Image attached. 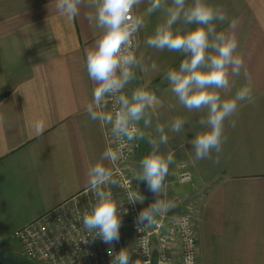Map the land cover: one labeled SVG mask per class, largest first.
<instances>
[{"label":"crops","instance_id":"obj_1","mask_svg":"<svg viewBox=\"0 0 264 264\" xmlns=\"http://www.w3.org/2000/svg\"><path fill=\"white\" fill-rule=\"evenodd\" d=\"M210 2L222 5L229 18L238 20L237 53L252 78L255 103L240 104L230 118L236 122L234 128L225 122L228 139L220 163L201 160L192 166L187 140L200 130V114L179 104L164 76L183 57L146 45L147 37L166 19V11L162 7L149 14V0H142L134 8L144 21L135 55L140 66L154 61L158 70L141 71L137 66L135 79L125 88L128 96L142 87L156 97L145 112L150 126L145 128L143 120L137 125L145 138L137 139L131 175L139 173V161L150 151L148 138L158 135L155 126L186 117L189 124L184 132H169L168 148L175 151L176 163L166 178L162 199L182 205L185 196L177 181V166L187 162L193 174L187 185L188 195H195L198 264H264V0ZM49 4L50 0H0V96L6 94L0 100V247L10 251L17 228L88 189L87 169L110 147L112 137L111 125L91 120L85 111L95 87L86 73L85 50L100 35L85 19V12L91 10L82 6L81 14L70 19ZM217 28L225 30L228 25ZM233 79L236 87L245 83L243 75ZM105 104L97 111L110 114L108 97ZM38 120L44 122L39 135L34 127ZM133 180L144 197L139 202L142 210L157 197L144 182ZM173 263L180 264L177 246Z\"/></svg>","mask_w":264,"mask_h":264},{"label":"clouds","instance_id":"obj_2","mask_svg":"<svg viewBox=\"0 0 264 264\" xmlns=\"http://www.w3.org/2000/svg\"><path fill=\"white\" fill-rule=\"evenodd\" d=\"M141 2L50 0L48 5L57 14L70 19L81 14L82 6L88 8L91 11L85 12V19L100 30L98 38L85 50L86 73L95 85L92 100L85 105V111L91 120L111 125L117 147L106 148L99 159L88 167L87 188L93 192L95 200L79 220L87 232L95 233L92 236L99 237L106 244L119 240L122 226L120 209L123 203L119 204L112 191L104 187L116 186L118 183L113 179L110 166L116 164L123 155L121 142L145 138L144 132L136 126L141 120L145 128L150 126L151 119L145 118V112L156 99L153 93L142 87L135 88L131 96L123 94L126 86L136 77L134 69L140 66L132 49L138 47V43L134 45V36L144 24L142 17L133 15L134 8ZM162 7L166 11V19L155 27L145 43L157 51L177 52L183 57L178 67L168 69L164 76L179 104L187 112L200 114L197 120L200 130L193 132V138L187 140L192 152L190 163L195 166L201 160H209L214 165L219 164L223 145L228 139L225 122L229 121L234 128L236 122L230 118L238 112L240 104L255 103L252 78L245 69L242 56L237 53L235 32L238 20L229 18L222 5L213 4L210 0H170V4H167V0H149L146 11L152 14ZM181 23L184 27L178 26ZM224 23H227L228 28L218 30L217 25ZM140 67L141 71L158 70L154 61ZM241 75L245 83L236 87L233 77ZM109 96L115 97L118 109L113 114L97 111L106 106L105 101ZM188 124L186 117L176 116L167 125L157 124L155 132L158 135L148 138L150 151L139 161L140 171L133 179L144 182L157 199L138 213V231L152 225L155 215H165L177 206L174 202L162 199L166 197V178L176 163L175 151L168 148L169 132L180 134ZM34 127L38 135L42 134L44 122L38 120ZM180 147L183 149L184 144ZM143 200L140 194H130L128 198L131 203H143ZM83 241L87 243L86 239ZM109 255H113L111 249ZM111 264L141 262L140 259L133 261L128 248H122L113 256ZM186 264H194V259L187 257Z\"/></svg>","mask_w":264,"mask_h":264},{"label":"built area","instance_id":"obj_3","mask_svg":"<svg viewBox=\"0 0 264 264\" xmlns=\"http://www.w3.org/2000/svg\"><path fill=\"white\" fill-rule=\"evenodd\" d=\"M133 15L136 16L134 10ZM137 33L134 45L138 43ZM132 51L136 54L137 47ZM124 94V91H123ZM110 114L119 107L115 97H108ZM137 127V126H136ZM135 135V128L133 129ZM110 147L116 148L117 141L111 137ZM123 155L113 165V177L118 182V192L122 201L112 191L114 198L122 204V226L118 241L104 243L95 233H89L79 220L84 211L89 210L95 197L89 189L81 192L42 216L23 224L11 235L20 249L13 251L33 264H111L113 256L122 248H127V238L123 233L126 227L136 240L138 259L141 264H173L174 248L180 253V264H186L191 256L198 264V247L194 228L195 209L192 206L171 214H157L154 223L141 231L137 230L136 219L141 211L139 201H128L130 194L139 195L130 170V162L136 155L139 143L137 139L121 142ZM193 174L187 162L177 166V181L191 183ZM106 190H110L106 188ZM91 193V195H90ZM86 198V201H83ZM87 240L85 243L83 240ZM111 249L113 255H109Z\"/></svg>","mask_w":264,"mask_h":264},{"label":"rangeland","instance_id":"obj_4","mask_svg":"<svg viewBox=\"0 0 264 264\" xmlns=\"http://www.w3.org/2000/svg\"><path fill=\"white\" fill-rule=\"evenodd\" d=\"M124 92H125V89H124ZM113 179H115V178L113 177ZM178 184L180 186L182 185V187H183L181 190H182V192H183V194L185 196V200L182 203V205H179V206L171 209L169 211L171 214H175L177 212H180L181 210H184V209L188 208L189 206H193L194 205L195 195H193V196L188 195V194H190L191 189H190V187H188L187 184H190V183L182 184V183L178 182ZM104 187H105V189L109 188L111 191H113L116 194V196L119 198L120 201L123 200L122 196L120 195V192H118L117 185L116 186L105 185ZM90 195H91V193H90ZM83 201H86V198H84ZM123 233H124V235L127 238L128 251L132 253V260L135 261L136 259H138L137 248H136V240L134 239V237L132 236V234L130 233V231L126 227L124 228ZM9 247L13 251H18L20 249L19 244L16 241L12 240V239H11V244H10ZM3 249H5V248H3ZM5 250L6 251H10V250H7V249H5Z\"/></svg>","mask_w":264,"mask_h":264},{"label":"water","instance_id":"obj_5","mask_svg":"<svg viewBox=\"0 0 264 264\" xmlns=\"http://www.w3.org/2000/svg\"><path fill=\"white\" fill-rule=\"evenodd\" d=\"M0 264H33L13 251H6L0 247Z\"/></svg>","mask_w":264,"mask_h":264},{"label":"trees","instance_id":"obj_6","mask_svg":"<svg viewBox=\"0 0 264 264\" xmlns=\"http://www.w3.org/2000/svg\"><path fill=\"white\" fill-rule=\"evenodd\" d=\"M6 94H2L1 96H0V100L5 96ZM2 248V247H1Z\"/></svg>","mask_w":264,"mask_h":264}]
</instances>
